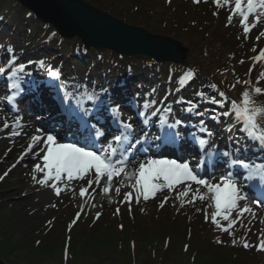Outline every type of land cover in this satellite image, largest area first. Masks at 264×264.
Returning a JSON list of instances; mask_svg holds the SVG:
<instances>
[{"label":"rangeland","instance_id":"obj_1","mask_svg":"<svg viewBox=\"0 0 264 264\" xmlns=\"http://www.w3.org/2000/svg\"><path fill=\"white\" fill-rule=\"evenodd\" d=\"M84 1L128 24L141 26L152 33L167 35L166 32L172 26L176 31L182 33L183 35L171 32L169 35L181 40L189 48L187 61L205 68L200 72L194 69L196 78L193 81H200V84L195 86L196 93L203 91L208 97H218V92L210 87L215 84L219 91L225 92L228 97L230 96L234 100H241L242 95H239L238 92L247 90L253 95L254 101L264 103V95H256L253 91V88L256 87H260L264 91V76H261L264 73V60L258 61L256 59L259 56V48L264 45V9H257L249 16L248 24L254 25V27L246 33L244 24L241 22L242 18L233 14L235 0H229L228 4L221 0V7H217L215 0H200L199 3L196 0ZM9 6L12 7L11 2ZM13 8L11 17L8 19L11 23L16 21L22 6L18 5ZM230 16L231 19H229ZM27 17H29L28 30L34 32L41 21L35 16ZM200 26H205L208 31L213 32L210 41L216 46L212 51L204 50L205 48L202 51L199 50L195 56V47L191 50L190 46L197 43L187 37V32L196 35L202 42L205 41L204 46H207V33L201 31ZM55 39L57 42L60 41V37ZM66 41H72L71 50L73 49L74 52L89 53L100 61L103 57L108 56L110 58L109 66L110 64H113L111 66L115 65L118 71L129 77L138 71L139 80L143 78L142 74L157 73L156 75H158L160 69L166 70L167 78L161 93L171 91L169 93L173 94L175 86L179 84L181 73L185 70L183 67L178 70H170L167 68L168 62L157 64L144 55L119 57V54L112 51L106 52L103 48H90L87 51L79 37ZM4 43L13 51V44L10 40L5 38ZM188 43L190 46L187 45ZM215 63L216 66H214ZM69 69L68 65L65 66V70L68 71ZM222 69H225L223 72L230 79L224 86L216 80L214 75ZM250 69L251 71H249ZM77 70H82V67H78ZM207 71L209 72L207 73ZM73 75L72 80L79 84H75V86L78 90L84 86L82 88L84 90L87 83L79 74ZM121 78L123 77L121 76ZM232 85L235 87L233 88ZM136 86L139 87L137 90L148 88V85L143 82L137 83ZM0 97H3L1 93ZM193 97L197 98L195 99L196 102L201 99L194 92L191 93V98ZM230 97L229 103L224 106L225 111L229 110L230 101H232ZM203 102L211 106H219L206 100ZM0 106L5 111L7 110L5 103H0ZM210 109L213 110L212 114L216 113L215 108L211 107ZM201 112L205 115L207 110ZM17 116L20 118L27 117L33 122L32 128L38 127L35 125V118L32 113L22 110ZM5 123L9 127L6 128ZM11 124L12 121L6 122L0 116V177H3L0 179V220L4 218L0 224V259L5 264H190L192 262L191 249L183 241H180L181 238L172 237L176 227L181 224H192L194 228L199 227L198 230L193 229L190 232L188 240H196L207 232L216 234L220 231L233 239L231 243L234 245H226V249L236 246L232 249L237 255L235 260L245 259V256L257 259V261L264 260L263 255L256 254V251H259L256 247L246 249L243 246L245 242L253 245L259 243L261 234L264 233V206L253 204L249 200L240 201L239 207L247 206L252 209V213H245L241 217L238 215V210H234L230 220H234L236 223L229 231L225 232L223 229L228 226L229 221L217 217L220 221V226H217L211 219L216 211L214 201L210 198L211 194H208L209 198L205 200L197 199L195 202H191L193 193L197 188L201 194L207 193L206 188L195 184L192 186V192L187 196L179 195L185 190V185H179L172 191L165 189L158 192L153 198L144 200L141 197L137 201L135 191L130 187L132 184L130 179L123 180L120 177L114 180L112 190L107 194L99 186L97 189L91 187L84 196H81V188H87V178H85L82 180L83 182L81 181L75 186L74 190H69L66 195L63 193L57 195L55 187L49 189L45 186L46 184L38 183L44 178V173L38 172L35 166L39 164L43 167V163L37 159V156L36 159L33 157L32 151L25 155L30 142V129L23 130L22 128L18 131L20 128ZM229 126L233 128L231 135L241 131L242 127L239 123H235L234 116H231L229 121L225 119V125L222 126L224 131L220 133V136L228 134ZM22 130L23 132H21ZM6 172L7 175H5ZM116 187L120 188L119 193L115 191ZM39 189L40 191H38ZM130 191L133 196L129 203L125 201L124 197L125 193ZM165 198H167L166 202ZM79 209H82L81 213L83 214L76 217ZM117 209L121 212L118 214L121 218H117L115 221L112 214L113 210L117 212ZM124 209H127L126 216L129 220H134V224L140 229L144 228L143 231L145 232L156 230L163 225L166 226L167 230L163 234L164 236L159 237V234H150L149 240L157 239L154 244H149L148 241L139 243V235L141 234L136 230L130 238H134L135 241H129L128 244L125 241L127 245L122 246V248H109L100 244V233L97 229L95 230L96 227L94 228V226L102 227L103 231H106L105 227L113 222H120L121 225L127 222L131 226L126 218L123 219ZM162 209H166L167 212L160 211ZM89 210L94 211L96 215L99 213L100 220H90L91 222H89V219L83 217ZM189 213L191 216L186 217L185 215ZM169 216L170 218L167 220ZM171 216L176 217L178 221ZM173 219L175 220L173 221ZM168 221H171L170 228H174L172 233L169 231ZM207 222L208 225H206ZM109 227L115 228L114 226ZM210 227L216 230H205ZM129 229L131 228L127 227L125 230ZM126 235L128 237V234ZM156 236L158 238H155ZM219 239L221 244L226 243L222 235ZM66 248L68 251L64 253ZM262 252L264 253V251ZM65 255L67 258L63 260Z\"/></svg>","mask_w":264,"mask_h":264},{"label":"snow or ice","instance_id":"obj_2","mask_svg":"<svg viewBox=\"0 0 264 264\" xmlns=\"http://www.w3.org/2000/svg\"><path fill=\"white\" fill-rule=\"evenodd\" d=\"M197 3L200 0H196ZM217 7H221V0H215ZM225 4L229 3V0H224ZM257 9H264V0H235L234 13L242 18V23L244 24V31L247 33L251 30L254 25H249V16L256 12ZM232 17L230 16L229 19ZM8 68H0V75H3L5 71L10 70L7 79L10 81L11 94L7 97H0V103H8L9 105L15 106L17 99L21 96L24 89L22 88V77L30 73H26V68L28 65L24 63L17 64L16 61L18 57L15 55L14 51H11ZM259 60H264V50H261L259 56L256 58ZM29 64L32 62L29 61ZM243 63V61H241ZM40 66L43 67L44 61L39 62ZM251 71V69L249 70ZM195 72L193 70H188L179 79L178 83L180 86H186L195 78ZM49 76L54 79H59L61 73L59 71H50ZM264 76V73L261 74ZM239 82V81H238ZM248 83V82H246ZM212 89L218 92L217 96L208 97L203 91L196 93L202 100L209 101L210 103L217 104L220 108H223L226 103H229V97L225 92L219 91L217 85L213 84L210 86ZM234 88L235 85H232ZM60 88L63 92V101L71 100L75 103L76 109H78V114L76 118L80 120L81 126L85 128L88 133L86 138L88 142L93 139H99L105 137L106 130L102 127H97L95 124H90L87 117L93 115L92 110L84 107V101L92 102L94 105H106L110 103V96L107 98H102L95 93H88L85 88L84 93L77 96L72 92L66 91V84H61ZM155 91V90H153ZM254 93L256 95H264V91L260 87L254 88ZM155 101H145L143 104L144 111H140L137 114L143 117L142 124L144 128L141 133L134 135V126L131 121H124L120 113L121 105L117 104L107 110L111 113L112 120L119 127L116 133H112L113 141L109 142L107 147H101L99 151H94L90 147L80 146L79 141L72 143H64L57 140L56 135L42 133L41 130H37L38 135L31 138V143L28 146L25 155L31 152L41 140L44 141V148L41 150L45 152L42 157L43 167L37 164L36 170L38 172L44 173V178L39 180L38 183L48 184L50 180H55L60 182L62 179L70 182L73 180H84L86 177H92L93 179H88V187H91L93 183L100 186L101 181L106 178V184L103 186L102 191L107 194L112 190L114 178H119L121 176L127 177L128 179L135 178V182L130 185L134 189L136 194V199L142 197L144 200L153 198L158 192H162L165 189L172 191L179 185H185V190L179 193L180 196H187L192 192L193 184L203 186L207 189V193L201 194L199 188L193 193V200H205L208 194H211V199L214 201L215 213L212 215L211 219L213 223L220 226V221L217 217H222L223 220L229 221L227 227L223 230L225 232L229 231L230 228L234 226L236 221L230 220L231 214L234 210H238V215L243 216L245 213H252V209L245 206L243 208L239 207L240 201L247 199L243 194L242 187L237 183L231 172H228L221 177L219 183H210L208 180L202 178L199 173L191 166L188 161H183L178 159H168V158H155L150 157L138 164L134 163L131 159L132 149L136 145H143L145 142L150 143L149 133L146 130L150 124V118L146 115L147 110L154 104ZM178 103L187 104L184 111L189 114H198L203 116V112H198L199 105L193 101H178ZM97 105L96 110L99 112V106ZM135 106V105H134ZM69 112H72L69 109ZM172 112L171 107H165L163 109H156L152 112L153 116L160 113L159 124L162 127H166L169 131L165 136V140L168 143H178L180 136L176 131L179 126L183 125L185 122L180 119H175L172 123H169V116ZM224 117L234 116L235 123H239L241 131L244 132L249 139L258 142L262 147H264V103H257L252 99V95L247 90L242 93L241 101L237 102L235 100L230 101V107L228 111L219 113L218 115H213V120H218L219 116ZM99 123V120L97 121ZM16 127H21V121L17 118L15 123ZM5 127H9L5 123ZM200 133L204 136L212 137L214 133L205 126L203 120L200 121ZM228 131H231V126H229ZM18 134V133H17ZM193 140L199 144L203 149L209 144V139L196 136L195 133L192 134ZM154 139H160V137H153ZM115 145H124L123 150H119ZM209 156L212 155L210 152ZM230 152L226 151L223 156L229 157ZM23 159V156H21ZM232 164L239 165V167L249 170L252 172L253 164L248 162L245 158H237L232 161ZM131 165V170H130ZM15 167V165H13ZM260 173V179L264 181V168L257 169ZM7 175V172L5 173ZM255 175V173H253ZM3 177H0L2 179ZM35 179V177H33ZM56 194H60V188L56 187ZM87 188H81L80 195L84 196L87 193ZM115 191L120 192V188L116 187ZM133 193H125V201L131 202ZM167 198H165L166 202ZM162 206V205H161ZM254 215V213H253ZM99 213L97 214V217ZM235 243V242H234ZM244 248L249 249L256 247L259 251H264V233L261 234L259 243L253 245L245 242Z\"/></svg>","mask_w":264,"mask_h":264},{"label":"trees","instance_id":"obj_3","mask_svg":"<svg viewBox=\"0 0 264 264\" xmlns=\"http://www.w3.org/2000/svg\"><path fill=\"white\" fill-rule=\"evenodd\" d=\"M10 2L12 3V7H10ZM18 6V3L15 0H0V30L3 31V33L6 35L8 39L11 40V42L19 46V49L23 55L27 57H32L34 62L37 64L40 61H44L45 65H49L50 63H53L55 65H68L71 68V73L76 72V63L84 67V72L83 76L91 81H94V79L97 78H102V76L107 79V81L112 84L116 81V76L118 74V71L116 67H110L109 66V59L100 61L97 59V57H93V55H79L75 54L71 50V45L61 41L57 42L56 41V36L57 33L54 31L52 27L46 24H41L39 27H37L36 31L31 32L29 31V20L26 21L23 17L29 13L28 10L23 9V12H20L19 15L16 18V21L14 23H11L10 21L8 22V19L11 17V13L13 10V7ZM23 16V17H22ZM201 31H204L207 33L206 40L207 46H204V42L199 39L196 35H192L189 32H187L189 39L196 42V45L190 46L194 48L195 56H197L199 50H210L214 49L216 46L215 43H212L210 40L212 33L211 31H208L207 28L204 26H200ZM168 33L174 32V33H179L183 35L182 33L176 31V29L172 26L170 30L167 31ZM196 34V33H195ZM190 35V36H189ZM49 40H46L48 39ZM201 41V42H199ZM201 48V49H200ZM211 51V50H210ZM193 52V51H192ZM216 66V63L214 64ZM47 67V66H45ZM44 67L43 71V77L47 75V69ZM62 70V69H61ZM154 77H150L148 79V82L155 84V91L159 93L162 84L161 82H165L166 74L162 73L160 75L159 79H153ZM196 83H192L191 85L188 86H183L182 88H177V95H188L191 93V91L194 89ZM114 220L117 221V218H121L120 216L113 215ZM173 217V216H171ZM126 218L130 223L131 226L126 222L125 224H120L119 223H112L108 224L107 227H105L107 230L103 231L102 227L100 226H94L95 230L100 233V244L106 245L109 248L116 247V248H122V246H125L128 244L129 241H135L134 238L131 236L134 235L135 231H139L141 235L140 236V242H147L149 244H154L155 241L153 239L149 240V235L153 234H159L160 236H164L167 227L164 225L162 227H159L158 229H153L149 232L143 231L144 228H139L134 224L132 220H129L128 216L124 214L123 219ZM170 218V216L167 218V220ZM176 219V217H173ZM86 219L90 220L93 219L92 216L86 217ZM173 219V221L175 220ZM6 220V219H5ZM94 220V219H93ZM97 220V219H96ZM95 220V221H96ZM178 221V219H176ZM4 221V218L0 220V224ZM105 221V220H104ZM182 221V220H181ZM170 222L168 221V227L169 231L174 230V228H170ZM95 223V222H93ZM106 224V223H105ZM165 224V223H164ZM176 225V223H174ZM156 225V224H155ZM109 226H114L109 227ZM158 226V225H156ZM100 227V228H99ZM131 228L129 230H125L126 228ZM201 228V227H200ZM199 229V227L194 228L192 224H186L183 225L181 224L179 227H176V230H174L172 237L176 238H181L184 244L187 245L189 249H191V261L190 264H261L264 262V260L257 261V259H252L249 257L245 256V259H240V260H235L237 255L234 253L235 251H232L234 247H230L226 249V245H221L219 243H215L216 239L212 237V234L210 232L205 233L202 236H199L198 239H192L188 240V237L190 236V232L192 230ZM204 230V229H201ZM207 231H211L209 229H205ZM81 232V230H79ZM102 232V233H101ZM169 233V232H168ZM128 234V237L127 235ZM133 234V235H132ZM186 235L184 237L180 235ZM216 235V234H214ZM166 236H169L166 234ZM170 236V238H172ZM155 238H158L156 236ZM139 239H136L137 241ZM127 241V244L125 243ZM190 246V247H189ZM229 247V246H228ZM65 250H68L66 248ZM250 257H254L253 255H249ZM67 257H63V260L66 259Z\"/></svg>","mask_w":264,"mask_h":264},{"label":"water","instance_id":"obj_4","mask_svg":"<svg viewBox=\"0 0 264 264\" xmlns=\"http://www.w3.org/2000/svg\"><path fill=\"white\" fill-rule=\"evenodd\" d=\"M61 36L79 37L86 48H106L128 56L146 55L156 62L184 63L188 52L182 41L150 32L101 11L84 0H17ZM0 264H5L0 259Z\"/></svg>","mask_w":264,"mask_h":264},{"label":"bare ground","instance_id":"obj_5","mask_svg":"<svg viewBox=\"0 0 264 264\" xmlns=\"http://www.w3.org/2000/svg\"><path fill=\"white\" fill-rule=\"evenodd\" d=\"M18 4H19L20 6H22L21 3H18ZM23 9H26V8L22 6L20 12H23V11H24ZM26 10H27V9H26ZM27 16H30V17H31L32 15H30L29 13H27V15H25L24 17L22 16V17H23L26 21H28V20H29V19H28L29 17H27ZM28 22H29V21H28ZM58 85H59V87H60L61 84H58ZM175 89H177V87H176ZM60 90H61V88H60ZM65 90H66V91H69V92H72L74 95L77 94V88L71 89V87L68 86V87H66ZM61 92H62V90H61ZM173 94H175V91L173 92ZM163 98L167 99L169 102L172 101L170 98H166L165 95H163ZM157 103H158V104H163L164 101L160 98V100H158ZM75 108H76V107H75V103H68L67 105H64V106H63V109H65V110H67V109L75 110ZM208 108H209V106L207 105V106H206V109L208 110ZM0 116L3 117V119H4L6 122H8V121H13V123H12L13 126H15V123H16V121H17V118H19L20 121H21V127H19L20 129H18V131H20L22 128H23V130H24V129H27V128H30V129H31V127H32V126H31V121H30L28 118L25 117L24 119H22V118L16 116L15 114L7 115L6 112H5V110H4L3 108H1V106H0ZM39 126H40V127H43V131H44V129L47 130L46 125H42L41 123H39ZM23 130H22L21 132H23ZM57 130H58V132H56V134H55L57 137H59V138L62 139V135H66V136H68L71 140L75 141V137H74L71 133H69L68 131H66V127H65V126H58V127H57ZM59 132H60V133H59ZM42 148H44L43 145H38V146L36 147V149L34 148V149L32 150V152L34 153V154H33V155H34L33 157H34L35 159H36V152L38 153V156H41V157H43V155L45 154V152L41 150ZM50 181H51V180H50ZM50 181L48 182V184L45 185V186L48 187L49 189H51V188L53 187L52 185L49 186ZM81 181H82V180H73V181H70V182H68V181H63V182L57 184L56 187H59V188H60V190H61L60 193H61V194L63 193V195H66V194L68 193L69 190H74V189H75V186H76L78 183H80ZM38 191H40V189H39Z\"/></svg>","mask_w":264,"mask_h":264}]
</instances>
